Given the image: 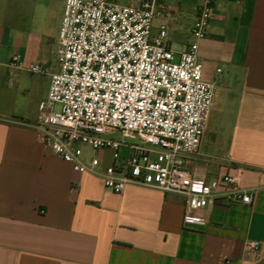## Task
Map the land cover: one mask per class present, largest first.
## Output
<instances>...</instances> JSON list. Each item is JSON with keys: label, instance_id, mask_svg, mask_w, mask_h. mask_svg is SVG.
Wrapping results in <instances>:
<instances>
[{"label": "crops", "instance_id": "crops-1", "mask_svg": "<svg viewBox=\"0 0 264 264\" xmlns=\"http://www.w3.org/2000/svg\"><path fill=\"white\" fill-rule=\"evenodd\" d=\"M64 1L0 0V264H264V0H211L215 17L198 41L202 79L218 92L197 158L211 175L238 169L252 200L219 199L195 231L182 227V196L136 184L113 193L42 143L38 106L59 69ZM198 5L167 2L175 53L186 47ZM160 23L153 20L154 35ZM14 54L21 68L10 65ZM30 64L43 72H29Z\"/></svg>", "mask_w": 264, "mask_h": 264}, {"label": "built area", "instance_id": "built-area-1", "mask_svg": "<svg viewBox=\"0 0 264 264\" xmlns=\"http://www.w3.org/2000/svg\"><path fill=\"white\" fill-rule=\"evenodd\" d=\"M168 1L65 0L59 69L38 106L36 128L55 156L76 173L98 176L113 193L136 184L182 196V227L195 231L208 224L219 199L250 204L252 197L238 169L211 175L197 158L218 92L202 79L197 57L198 41L215 17L212 1L199 0L180 53L166 42ZM155 19L161 23L154 35ZM10 65L23 66L17 54ZM28 71L43 72L36 64ZM105 158L109 163L102 165ZM247 246L254 252L259 243Z\"/></svg>", "mask_w": 264, "mask_h": 264}, {"label": "rangeland", "instance_id": "rangeland-1", "mask_svg": "<svg viewBox=\"0 0 264 264\" xmlns=\"http://www.w3.org/2000/svg\"><path fill=\"white\" fill-rule=\"evenodd\" d=\"M54 109H55L56 111H58V110H59V106L56 104V105L54 106ZM84 150H86V149H84Z\"/></svg>", "mask_w": 264, "mask_h": 264}]
</instances>
